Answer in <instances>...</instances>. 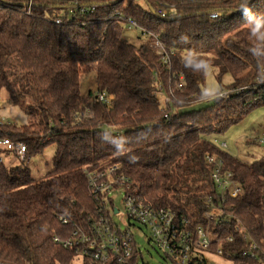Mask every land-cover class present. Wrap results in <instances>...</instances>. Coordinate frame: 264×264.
<instances>
[{"label":"trees","instance_id":"1","mask_svg":"<svg viewBox=\"0 0 264 264\" xmlns=\"http://www.w3.org/2000/svg\"><path fill=\"white\" fill-rule=\"evenodd\" d=\"M161 3L176 15L161 18ZM214 11L224 20H212ZM129 20L148 33L140 46L125 38ZM154 37L174 50L172 71ZM263 70L264 0H0V95L28 120L0 124V141L27 150L20 161L0 146V264L77 261L53 231H65L62 217L75 223L95 210L86 170L118 165L152 206L202 214L218 196L207 156L221 158L245 189L237 214L264 250V158L245 164L215 143L264 109V86L192 107L207 72L220 93L254 88ZM91 73L97 92L84 95ZM50 146L51 171L34 175L29 163Z\"/></svg>","mask_w":264,"mask_h":264},{"label":"built area","instance_id":"2","mask_svg":"<svg viewBox=\"0 0 264 264\" xmlns=\"http://www.w3.org/2000/svg\"><path fill=\"white\" fill-rule=\"evenodd\" d=\"M157 13L161 18H172L176 15V7L161 3ZM210 18L223 21L225 13L214 11ZM127 24V31L141 30L144 36H148L137 22L129 20ZM154 38V49L167 70L172 71L174 50L168 49L158 37ZM180 79L184 81L183 76ZM263 86L264 70L254 88L224 90L213 97H203L192 107L222 105L234 95L239 96ZM157 96L163 97L165 104L172 103V97L163 89ZM99 98L108 103L104 95H99ZM2 101L3 97L0 95V104ZM261 141L264 142V137ZM0 146L20 158H25L27 150L24 144H15L10 139H4L0 141ZM220 148L226 150L227 144H222ZM207 161L213 167L212 178L218 196L208 199L206 210L200 215L192 210L183 213L152 206L142 197L139 185L126 176L118 165L86 170L88 188L96 208L79 222L73 223L62 217L60 222L65 231H53L55 243L94 264H148L137 242L140 235H144L150 245L157 247L160 264H209L205 252L221 256L233 264H264V250L238 216L237 205L234 203L245 196V189L231 172L226 171L221 158L207 156ZM0 162H3L2 158ZM119 194L123 196L126 214L132 222L126 229H121L112 220L113 214H121L115 204ZM47 229L51 230L50 227Z\"/></svg>","mask_w":264,"mask_h":264},{"label":"rangeland","instance_id":"3","mask_svg":"<svg viewBox=\"0 0 264 264\" xmlns=\"http://www.w3.org/2000/svg\"><path fill=\"white\" fill-rule=\"evenodd\" d=\"M125 38L136 46H140L146 41L147 35L144 36L141 30L126 31ZM230 78L224 79V85H228ZM227 88L224 90H231ZM220 91L219 84L215 81L212 71L207 72V78L204 86V97H213ZM88 92H97L96 76L94 73L86 75L83 84V94L87 95ZM3 101L0 104V122L4 124H13L16 126H25L28 123L26 115L23 111L12 106L6 96H2ZM161 100L164 101L163 97ZM165 106V105H164ZM163 108H166L164 107ZM264 109H258L248 116L242 123L232 127L228 132L223 135L217 136L215 143L218 147L222 144H227L225 150L228 154L238 159L245 164H253L264 158ZM55 155V146H50L46 149L45 153L41 156L33 158L29 166L33 168L34 175H42L51 171L53 167V160ZM20 161L23 158L18 157ZM15 162H19L18 160ZM116 206L121 210L120 215H112L113 222L121 229H126L130 226V220L126 214L123 205V196L117 195L115 199ZM132 223V222H131ZM148 233V231H146ZM137 242L140 249L143 251V256L148 264H160V255L156 246L150 245L148 239L144 235L137 237ZM204 255L208 259L209 264H233L230 261L223 259L221 256L213 255V253L205 252ZM73 264H83L82 258L79 257Z\"/></svg>","mask_w":264,"mask_h":264}]
</instances>
